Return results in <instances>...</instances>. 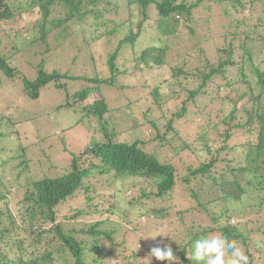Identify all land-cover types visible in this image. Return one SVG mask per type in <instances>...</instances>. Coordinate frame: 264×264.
Returning <instances> with one entry per match:
<instances>
[{
    "label": "trees",
    "instance_id": "obj_1",
    "mask_svg": "<svg viewBox=\"0 0 264 264\" xmlns=\"http://www.w3.org/2000/svg\"><path fill=\"white\" fill-rule=\"evenodd\" d=\"M18 1L25 9L30 10L36 7L42 13V20L38 21L40 23L36 30L38 38L29 42L30 44L24 48L34 45L30 51L26 50L30 57L37 55L38 48L42 55L49 54L57 47L56 42L61 39L66 40L62 42L63 44L75 43L76 41H67L68 33L89 46H95L102 40L108 39L106 42L110 48L107 47L109 51L106 54L108 57L106 64L109 77L102 78L99 75L91 80L82 76L81 79L84 81L94 83L93 87L89 92L85 89L71 96L72 100L79 102L88 115L95 120L97 125L94 127V134L99 135L101 139L99 143L91 144L84 153L77 154L78 156L68 151L69 148L65 144L64 150L72 157L67 171L60 176L46 175L39 178L29 175L30 165L27 162L29 157L25 159V150L29 149V155L38 159L40 165L44 164V160L53 164L43 156V152L34 148V144L27 145V148L22 149L25 153L15 157L26 165L22 170V173L26 175L22 186L19 184L17 187L16 196L11 200V204L3 203L8 199L7 193L9 194L10 191L0 178V203H2L0 205V264H107L101 256L104 251L101 249V240L106 238L113 241V235L117 231L116 224L110 222L113 228L109 231L103 229L106 222L103 219L91 225L87 223L85 228L80 229L76 228L78 226L76 223L79 219L88 217L90 213L98 217L108 212V214L116 215L115 213H121L122 209L127 207L126 205H131L130 197H125V194L130 192V184L128 185L127 181L139 179L152 182L154 187L144 190L136 202L145 206L148 220L156 223L170 220L176 207L175 193L179 177L176 175L175 166L170 161L164 162L165 159L159 156L158 147L170 141L166 136H162L163 132L167 130L171 133L170 131H173L176 125L185 127L189 123L190 126L196 125L197 119L203 118L208 112V105H211V102H217L221 96V99H225L230 93L237 91L235 87L240 85L245 86L247 92L238 94L237 101L247 97L252 108L246 113V123L236 124L235 127L237 130L249 129V132L255 133L257 137L255 157L251 160L252 156L249 153L242 161L241 165L244 166L237 167L231 164V167L225 166L219 174L215 173L213 170L215 166L220 161L223 163L226 161L219 158V151H213L212 142L210 139L207 140L206 132L203 133L201 126H197L195 128L197 133L191 131L194 142L197 143L204 138V146L208 153L213 154V157L210 162H202L198 168L191 170L192 178L188 177L184 180L188 183L192 179L208 181L220 191V196L218 194L216 199L206 203L197 202L198 194L193 191L192 196L196 205L192 208V213L195 215L207 210L209 204L220 201L239 207L241 203L251 201L261 207L264 206V195H261V193L264 194V0H256L253 9L249 7L253 13L243 18L239 17V14L247 11V0H199L193 5L185 0H30V3L27 0ZM210 1L214 4L216 2L227 4L226 10L220 12L227 23L222 28L224 32L222 31L223 36L220 39L223 37V45L228 49L217 47L212 53L213 57L210 58L200 47L201 51L199 53L197 51L198 56L193 63L191 41L199 40L202 30V28L197 30L195 27L197 20L194 19V10L203 6L204 3L211 10L208 6ZM227 1L234 3L236 10L231 9ZM242 4L243 7L240 6ZM12 5V0H0V29L3 32L6 30L2 22L15 17ZM53 10L62 13V18L58 15L50 20ZM152 13L156 17L155 25L165 24L167 31L165 37L159 38L157 45L149 43L146 48L141 49L142 36L146 32V23L150 21ZM257 16H260L257 20L261 22H259L260 25L251 26ZM231 17H239L235 22L239 19L241 23L228 22ZM172 18L174 23L170 24L169 20ZM182 21L187 25L189 32L182 30L180 26ZM152 26L153 24L150 25ZM5 27L8 28L6 25ZM10 29L13 32L16 31L15 28ZM7 32H9L8 29ZM18 35L19 33L14 38ZM198 44L201 43L198 42ZM36 46L38 48L35 49ZM95 47L98 48V46ZM236 48H239L240 53L235 55ZM90 53V61L98 60L93 55V49ZM173 55V59L170 60L169 57ZM8 59L10 56L6 59L0 58V75L14 81L17 79L23 81L24 95L32 99H38L40 90L51 83L55 87H61L64 77H68L57 71L47 73L44 66L40 64L37 67L38 77L32 82L20 74L18 65L12 61L7 62ZM129 74L138 79L140 83L138 90L141 94L135 102H129V106L134 110L137 107L145 108L144 111H152L156 106L158 107L156 110L161 114L159 118L152 119L151 113L146 112L142 114V118H137L136 125L144 134L138 137L129 134V129L125 127L129 124H124L122 116L112 114L114 110L101 95V87L105 86L114 90L118 87V91H134L138 84L132 86L121 83L122 79H126ZM70 79L78 80L79 77ZM0 83H2L1 76ZM214 91L217 97H214ZM224 91L225 95H223ZM93 92H96L100 99L95 100L91 106L84 105L83 103ZM208 95L213 99L210 100ZM148 102L150 106L143 105ZM10 110L12 108L8 107L7 113ZM5 116L0 112V143L4 138L15 137L11 126L15 123L7 118L10 115ZM230 119L232 121L236 117L231 116ZM3 126L10 128L7 131L2 128ZM125 133H127L126 136ZM186 149L187 145H181L177 148L175 156L178 157ZM32 157L30 160L33 159ZM22 173L17 175L19 179ZM98 177L110 180L107 189L114 186L116 189L117 186L116 190L113 189L110 200L104 203L106 197L100 194L101 196L98 197H101L99 201L102 203L95 205L89 193L88 201L91 205L89 211H92L79 209L72 216L73 220L61 218L62 206L68 204L79 191L84 189L89 191V187H84V181L91 184ZM254 191L259 195L256 196ZM68 205L71 207V203ZM103 205L106 207L103 208ZM208 212L214 215L213 220L216 222L220 220L215 217V212L210 210ZM239 212L243 213V210ZM174 213L179 214L182 221L185 216H188L180 211ZM223 216L228 222L233 218L227 213ZM120 221L122 220L119 218L115 222ZM138 224L141 230L149 228L140 221ZM212 234H223L229 240L236 241L239 247L240 245L246 247V242L242 241L243 235L240 234L237 226L217 223V227L210 231L192 235L187 247L185 245L180 251L183 264H194L188 258V254L190 252L192 254V241ZM139 244L138 241L133 248L128 246L127 250L135 251L139 256L142 250L135 248Z\"/></svg>",
    "mask_w": 264,
    "mask_h": 264
},
{
    "label": "rangeland",
    "instance_id": "obj_2",
    "mask_svg": "<svg viewBox=\"0 0 264 264\" xmlns=\"http://www.w3.org/2000/svg\"><path fill=\"white\" fill-rule=\"evenodd\" d=\"M27 1L30 3V0ZM185 1L193 5V3L199 0ZM211 1L208 4L211 10L208 9L206 3L197 10H194V19L197 20L195 27L197 30L200 28L202 30L200 31L201 37L199 40L196 39L197 41H195L193 39L191 41L193 46L191 48L192 59H194L193 63H195L194 61L198 56L197 51L198 53L201 51L200 47L210 58L213 57L212 53L217 47L228 49V47L223 45V37L220 39L224 32L222 28L227 24L224 18L221 17L220 12L221 10H226L227 4L225 2H216L214 4ZM255 1L247 0V11H244L241 15L239 14V17L243 18V16L251 15L253 12L249 7L253 9ZM12 2V12L15 14V17L8 18V21L2 22V26L6 32L0 29V53H3L0 55V58L6 59L10 56L7 62L12 61V63L18 65L20 67V74L32 82L38 77L37 67L40 64L44 66L47 73L57 71L59 74L68 77H64V84L61 83V87L49 84L40 90L38 99H32L28 95H24L23 81L18 79L14 81L3 77L2 74L0 75L2 78V83H0V112L4 116L10 115L7 118H10L15 123L11 125L14 132L13 136L15 137L4 138L0 143V178L5 182L10 191L9 194L7 193L8 199L3 201L4 204L10 203L16 196L17 187L19 184L22 186L26 175V173H22L23 166L26 165H23L22 160L16 159V155H22L26 151L25 159L29 157V160H27L30 165L29 175L36 176V178L46 175L54 177L62 175L63 172L67 171V167L70 166L72 157L70 153L64 150L66 146L70 149L68 151L79 155L84 153L91 144L101 141L99 135L94 134V127L97 125L95 120L88 115V112L83 109V106L79 102L76 103L75 99L72 100L71 96L75 95V92H82L85 89L89 92L90 88L93 87L94 83L84 81V79H81L82 76L91 80L99 77V75L102 78L109 77V69L106 64L108 58L106 54L109 51L107 47L110 48L106 42L108 39L95 44V46H98L96 48L93 45H87L86 42H80L71 33H68L66 35L67 41H76L75 43L63 44L62 42L66 40L61 39L56 42L57 47L49 54L43 55L39 50L40 48L36 46L35 49L38 48L37 55L30 57L26 50L30 51L34 45L28 46L26 49L24 48L33 42L34 39L38 38L39 35L36 30L40 23L38 21L42 20V13L36 7L30 10L25 9L18 0H12ZM227 3L231 9L236 10V6L233 5L234 3L228 1ZM243 4L240 6L243 7ZM51 13L50 20L53 17L56 18L58 15L62 18V13H58L56 10H53ZM258 17L260 16H257L256 21L251 26L259 24L260 21H257ZM183 18L185 21V17ZM236 18L231 17L228 19V22L241 23L239 19L235 22ZM155 19V14L152 13L150 21L146 23V32L142 36L143 44L141 49L146 48L149 43L157 45L159 38L165 37L167 31L166 25H155ZM184 21L180 23V26L187 33L189 31ZM169 23H174L173 18L169 20ZM152 24L153 26L150 27ZM10 28H15L16 31L14 30L15 32H13ZM7 29L9 32H7ZM18 33V37L14 38ZM198 42L201 44H198ZM92 49L93 55L98 60L91 59L90 61L89 56H91L90 50ZM234 50L235 55L240 53L239 48ZM60 54L62 55L59 56ZM181 54L183 55V53ZM173 57L174 55L170 56L169 59L172 60ZM95 65L97 66L95 67ZM74 77H79V79H70ZM121 83L132 86L138 84V86L135 87L134 91L130 89L131 92L129 90L118 91V87H115V90L106 86L101 87L102 98L114 110L112 113L114 116H122L124 124H129L125 126L129 129V134L135 137L143 136V132L136 125L138 124L137 118H142V114L146 112L151 113L152 119L159 118L161 114L156 110L158 108L156 106H154L155 109L152 111H144L146 110L145 108L143 110L139 107L134 110L133 107L129 106V102H135L138 96L141 97L138 90L140 83L134 75L129 74L126 79H122ZM64 86L66 88H63ZM235 89L237 91L230 93L225 99H221V96L217 102H211V105H208V114L206 113L203 118L197 119L196 125L190 126V123L186 127L176 125L174 130L170 131L171 133L165 130L162 134V136H166L170 141L158 147L159 156L161 159H165L164 162L170 161L175 166L176 175L179 177L175 193L176 207L170 220L161 223L148 220L146 216L147 209L143 204L136 201H138L144 190H150L151 186L154 187V185L150 181L139 179L127 181V184H130V192L132 194L127 192L125 197H130L131 205H126L127 207H124L121 213H115L116 215H114L108 214V212L104 213L102 217L92 216V213H90L88 217L78 220L76 223L78 225L76 226L77 229L85 228L87 223L91 225L101 219L106 220L103 225V229L105 230L110 231L113 228V224H116L117 231L113 235V241L106 238L101 240V249L104 250L101 256L104 262L107 264H167V262L156 260L155 257L150 258L149 255L153 247L163 248L165 244L171 243L174 253L180 259L179 264H183L180 251L185 245L187 247L192 235L201 234L206 230L210 231L212 228L217 227V223H219L221 225L230 224L238 227L240 234L243 235L242 241L246 242L245 248L242 245L240 247L249 257V264H264V206L261 207L251 201L241 203L239 207L235 204L220 201L209 204L207 210L195 215V213H192V208L196 205L192 196L193 191L198 194L199 200L197 202L201 203L212 202L211 200L216 199L218 194L220 196V191L216 186L210 185L208 181L192 179L188 183L184 180L190 177L191 170L198 168L202 162H210L213 157V154L211 152L208 153L204 146V138L198 140L197 143L194 142L191 131L197 133L198 131L195 129L197 126H201L203 133L206 132L207 140L210 139V142H212L213 151H219V158L226 161L224 163L220 161L215 166L213 169L215 173L219 174L228 165L230 167L232 165L237 167L244 166L241 165L242 161L247 158L249 153L252 156L251 160L255 157V147L257 144L255 133L249 132V129L237 130L235 127L236 124L243 125L246 123V113L252 108V104L248 101L247 97L241 101H237L238 94L247 92L245 86H236ZM214 94V97H217L215 91ZM225 94L226 92L224 91L223 95ZM207 97L210 100L213 99H211L210 95ZM99 99L100 96L96 92H93L83 104L91 106L95 100ZM143 105L150 106V103L148 102ZM8 107L12 108V110L7 113ZM231 116L236 117V119L231 121ZM2 128L8 131L10 127L5 128L3 126ZM142 129L144 128L142 127ZM126 135L127 133H125ZM31 143L35 145L34 148L36 150L43 152V156L48 158L54 166L49 164L47 160H44V164L40 165L38 159L29 155V149L22 151L23 148H27V145ZM65 144L66 146L64 147ZM183 144L187 145V149L176 157L177 148ZM250 144H252L251 147ZM30 157L33 159L30 160ZM20 172L22 173L21 179L17 177ZM109 184L110 180L103 177L94 179L91 184L85 180L83 185L84 187H89V191L84 189L76 193V196H73L68 203H71V207L68 204L62 206L60 209L61 218L73 220L72 216L79 209H88L89 211L91 206L88 201L89 193L94 199L95 205L102 203L99 201L101 197H98L101 195L106 197V201L102 199L104 203L109 201L110 195L113 194V189H117V186L116 189L115 186L107 189ZM253 193L256 196L259 195L256 191ZM261 195L264 194L261 193ZM209 210L216 213L215 217L220 219L218 222L213 220L212 216L214 215L208 212ZM239 210H243V213H240ZM175 211L186 213L188 216H185L182 221L180 215L174 213ZM225 213L228 216L231 214V218L233 217L229 221L230 223L223 216ZM119 218L122 221L116 223L115 221H118ZM139 221L148 225L149 228L141 230L142 228L138 226ZM110 222L113 224L111 225ZM138 241L140 244L135 248L142 250V254L139 256H137L135 251L129 252L127 250L128 246L133 248L134 245L138 244ZM191 256L190 252L188 258L191 259Z\"/></svg>",
    "mask_w": 264,
    "mask_h": 264
},
{
    "label": "clouds",
    "instance_id": "obj_3",
    "mask_svg": "<svg viewBox=\"0 0 264 264\" xmlns=\"http://www.w3.org/2000/svg\"><path fill=\"white\" fill-rule=\"evenodd\" d=\"M149 256L167 264H179L180 260L174 254L171 243L165 244L163 248L153 247ZM191 260L194 264H249V257L243 249L236 241L229 240L223 234L205 235L194 239Z\"/></svg>",
    "mask_w": 264,
    "mask_h": 264
}]
</instances>
